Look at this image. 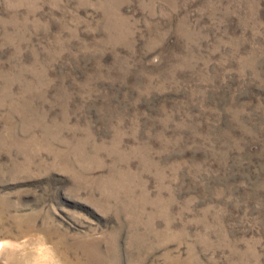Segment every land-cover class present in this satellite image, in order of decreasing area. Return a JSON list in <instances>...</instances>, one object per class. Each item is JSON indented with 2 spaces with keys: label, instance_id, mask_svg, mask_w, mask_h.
I'll use <instances>...</instances> for the list:
<instances>
[{
  "label": "rangeland",
  "instance_id": "obj_1",
  "mask_svg": "<svg viewBox=\"0 0 264 264\" xmlns=\"http://www.w3.org/2000/svg\"><path fill=\"white\" fill-rule=\"evenodd\" d=\"M264 264V0H0V264Z\"/></svg>",
  "mask_w": 264,
  "mask_h": 264
},
{
  "label": "clouds",
  "instance_id": "obj_2",
  "mask_svg": "<svg viewBox=\"0 0 264 264\" xmlns=\"http://www.w3.org/2000/svg\"><path fill=\"white\" fill-rule=\"evenodd\" d=\"M56 264H59V262L57 261Z\"/></svg>",
  "mask_w": 264,
  "mask_h": 264
}]
</instances>
